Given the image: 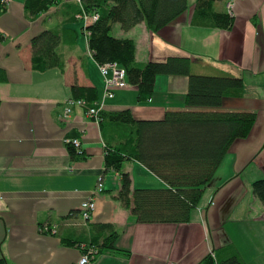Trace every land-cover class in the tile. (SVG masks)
Listing matches in <instances>:
<instances>
[{
    "label": "crops",
    "instance_id": "crops-1",
    "mask_svg": "<svg viewBox=\"0 0 264 264\" xmlns=\"http://www.w3.org/2000/svg\"><path fill=\"white\" fill-rule=\"evenodd\" d=\"M231 1L213 8L228 14ZM195 2L187 0L186 12L155 33L143 24L127 33L113 25L115 36L135 42L140 64L186 56L192 75L240 78L243 97L225 98L220 110L256 115L249 135L230 147L184 224L136 223L115 199L120 172L105 165L110 136L78 107L63 119L73 86L95 89L99 101L103 89L81 22L64 26L77 36L73 45L57 48L63 72L31 68V39L59 28L64 18L55 13L79 0H63L35 20L26 18L25 0L6 5L0 15V68L6 74L0 82V258L6 264H78L77 244L95 243L94 224L111 225L119 236L118 252H101L92 264H198L211 252L220 259L236 252L245 264H264V206L252 194L253 182L264 179V0L234 1L230 30L192 24ZM186 90V77L159 75L148 102H137V90L129 86L116 90L102 109L159 120L185 109ZM70 139L79 140L82 156H70ZM121 171L129 174L132 189L164 185L137 162L124 161ZM99 178L103 190L89 222H83L80 205ZM48 224L56 231L41 233L40 226Z\"/></svg>",
    "mask_w": 264,
    "mask_h": 264
},
{
    "label": "trees",
    "instance_id": "trees-1",
    "mask_svg": "<svg viewBox=\"0 0 264 264\" xmlns=\"http://www.w3.org/2000/svg\"><path fill=\"white\" fill-rule=\"evenodd\" d=\"M62 1L25 0L26 18L38 19ZM218 1L221 0H196L192 24L230 30L234 18L213 8ZM187 9V0H79V5L71 3L55 13L56 17L64 18L59 28L42 31L30 42L32 70L43 73L58 69L63 72L65 64L57 48L64 42L73 45L77 36L75 31L64 26L81 22V32L87 37L88 49L97 68L113 63L121 67L126 73L128 85L137 90L139 103L152 98L156 76L187 78L185 109L166 112L159 120H136L129 110L104 111L98 105L99 94L95 89L77 86L71 89V100H82L87 107L98 109L91 119L98 123L101 134L110 136L104 144L106 168L120 172V188L115 199L140 224L188 223L192 210L198 206L230 147L249 135L256 120L252 112L220 110L225 98L243 97L240 78L192 75L191 60L186 56L140 64L135 58V42L117 37L113 31V25H118L120 31L127 33L143 24L148 31L155 33ZM5 10L6 5L0 0V15ZM63 11L68 15H61ZM0 39H3L1 35ZM4 81L6 74L0 68V82ZM66 147L72 158L83 154L79 155L70 143H66ZM124 161L139 163L162 181L163 187L132 189L129 174L121 171ZM252 194L264 206V179L253 182ZM77 213L72 216H77ZM44 226L50 227L48 224L40 228ZM91 231L96 241L88 245L96 247L98 254L118 252L115 242L119 232L113 226L94 224ZM67 242L75 244L70 240ZM80 244H77L79 249ZM81 252L84 253V250ZM0 264H6L4 258H0ZM198 264L245 263L236 252L221 259L211 252Z\"/></svg>",
    "mask_w": 264,
    "mask_h": 264
},
{
    "label": "built area",
    "instance_id": "built-area-1",
    "mask_svg": "<svg viewBox=\"0 0 264 264\" xmlns=\"http://www.w3.org/2000/svg\"><path fill=\"white\" fill-rule=\"evenodd\" d=\"M12 0H1V2L5 5H8ZM234 1H242V0H233L229 3H227L226 8L228 11V14L232 16V8ZM91 19L95 20V17H92ZM85 20H89V18H85ZM100 75L103 79V92L102 96L100 98V101L98 105L100 107L103 106V103L106 99H112L114 98V93L118 89H127L128 83L126 82V73L125 71L119 67L117 64H105V65H99L98 66ZM72 107H78L80 109H85L84 114L88 118H94V116L97 114V110L94 106H86V103L82 100H67L66 106L64 108V116L63 119H66L69 117L71 113ZM66 143H70L77 151L79 155L82 154V149L80 147L79 140L70 139L67 140ZM103 190L102 185V179L99 178L95 188L92 190L89 197L80 205V217L83 222H87L89 220L90 214L95 209V197L101 193ZM39 231L41 233H54L56 231V227H47L44 226L43 228H40ZM80 250H84V253H82L80 259L78 260V264H92L94 261H96L98 254V250L94 246H89L88 244L81 243L79 245Z\"/></svg>",
    "mask_w": 264,
    "mask_h": 264
},
{
    "label": "rangeland",
    "instance_id": "rangeland-1",
    "mask_svg": "<svg viewBox=\"0 0 264 264\" xmlns=\"http://www.w3.org/2000/svg\"><path fill=\"white\" fill-rule=\"evenodd\" d=\"M189 2H190V0H189ZM31 20H35V19H31ZM113 31H114V30H113ZM114 33H115V31H114ZM197 68H199V67L197 66L196 69H197ZM194 72H196V70H194Z\"/></svg>",
    "mask_w": 264,
    "mask_h": 264
}]
</instances>
